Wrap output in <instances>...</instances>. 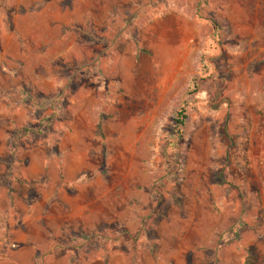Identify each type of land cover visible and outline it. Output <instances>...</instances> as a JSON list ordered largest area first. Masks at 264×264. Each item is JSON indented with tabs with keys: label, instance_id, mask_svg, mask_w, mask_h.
Listing matches in <instances>:
<instances>
[{
	"label": "rangeland",
	"instance_id": "rangeland-1",
	"mask_svg": "<svg viewBox=\"0 0 264 264\" xmlns=\"http://www.w3.org/2000/svg\"><path fill=\"white\" fill-rule=\"evenodd\" d=\"M247 259L264 0H0V264Z\"/></svg>",
	"mask_w": 264,
	"mask_h": 264
},
{
	"label": "trees",
	"instance_id": "trees-1",
	"mask_svg": "<svg viewBox=\"0 0 264 264\" xmlns=\"http://www.w3.org/2000/svg\"><path fill=\"white\" fill-rule=\"evenodd\" d=\"M185 119H186L185 110L182 109L179 112H177L174 122L177 123L179 126H183ZM247 262L246 264H252L251 262H249V259H247Z\"/></svg>",
	"mask_w": 264,
	"mask_h": 264
}]
</instances>
